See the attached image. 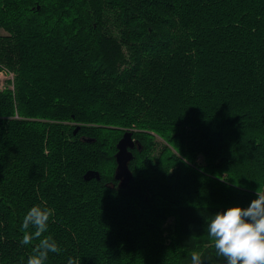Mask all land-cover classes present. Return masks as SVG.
I'll return each instance as SVG.
<instances>
[{"label":"trees","instance_id":"trees-1","mask_svg":"<svg viewBox=\"0 0 264 264\" xmlns=\"http://www.w3.org/2000/svg\"><path fill=\"white\" fill-rule=\"evenodd\" d=\"M0 29V264L37 203L46 264H222L207 221L264 191V0H0Z\"/></svg>","mask_w":264,"mask_h":264},{"label":"clouds","instance_id":"clouds-1","mask_svg":"<svg viewBox=\"0 0 264 264\" xmlns=\"http://www.w3.org/2000/svg\"><path fill=\"white\" fill-rule=\"evenodd\" d=\"M52 214L53 209L39 203L25 212L20 243L32 246L25 264H46L49 253L61 251L56 239L45 235ZM206 231L217 256L223 258L222 264H264V191H257L246 207L235 205L215 212L207 221ZM67 264H75L72 257ZM190 264H203L199 252H192Z\"/></svg>","mask_w":264,"mask_h":264},{"label":"water","instance_id":"water-1","mask_svg":"<svg viewBox=\"0 0 264 264\" xmlns=\"http://www.w3.org/2000/svg\"><path fill=\"white\" fill-rule=\"evenodd\" d=\"M78 128L74 130V134L76 133ZM85 142H91L90 140L82 139ZM137 141L132 139V132H125L122 138L118 141L116 145L117 152L115 153L116 160V169L114 171V180L118 182V187L125 188L127 186L128 181L131 180L132 174L129 170L128 163L133 158L132 153L129 149H132ZM138 149L139 145H138ZM99 179L98 172L88 171L84 175L85 180L90 179Z\"/></svg>","mask_w":264,"mask_h":264},{"label":"rangeland","instance_id":"rangeland-1","mask_svg":"<svg viewBox=\"0 0 264 264\" xmlns=\"http://www.w3.org/2000/svg\"><path fill=\"white\" fill-rule=\"evenodd\" d=\"M4 34H5V32L2 30V29H0V35L1 36H4ZM11 75H12V77L14 78V74L11 72L10 73ZM11 77V78H12ZM10 78V76L8 75V76H6V74L4 73V74H1L0 75V84H1V86H0V88H5V87H7L8 89H12V88H14V83L13 82H9V83H5L6 82V80H11V79H9ZM11 81H13V79L11 80ZM157 142H161V140L158 138L157 139ZM159 148V147H158ZM156 153V152H155Z\"/></svg>","mask_w":264,"mask_h":264},{"label":"built area","instance_id":"built-area-1","mask_svg":"<svg viewBox=\"0 0 264 264\" xmlns=\"http://www.w3.org/2000/svg\"><path fill=\"white\" fill-rule=\"evenodd\" d=\"M4 73L6 74V76H8V75L10 76V78H9V79H11V80L13 79V77H12V75H11V74H9V73H6V72H3V71H0V75H1V74H4ZM11 77H12V78H11ZM0 86H1V84H0Z\"/></svg>","mask_w":264,"mask_h":264},{"label":"bare ground","instance_id":"bare-ground-1","mask_svg":"<svg viewBox=\"0 0 264 264\" xmlns=\"http://www.w3.org/2000/svg\"><path fill=\"white\" fill-rule=\"evenodd\" d=\"M0 71H3V72H6V73H8L7 71H5V69H3L2 67H0ZM10 74V73H9ZM1 89H3V88H0V90ZM126 132H128V131H126ZM123 136V135H122ZM122 138V137H121Z\"/></svg>","mask_w":264,"mask_h":264},{"label":"flooded vegetation","instance_id":"flooded-vegetation-1","mask_svg":"<svg viewBox=\"0 0 264 264\" xmlns=\"http://www.w3.org/2000/svg\"><path fill=\"white\" fill-rule=\"evenodd\" d=\"M134 148V147H133Z\"/></svg>","mask_w":264,"mask_h":264}]
</instances>
